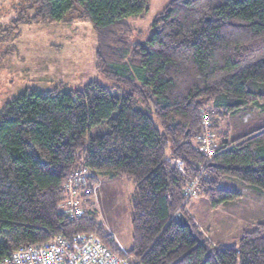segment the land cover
Returning <instances> with one entry per match:
<instances>
[{
	"label": "trees",
	"instance_id": "trees-1",
	"mask_svg": "<svg viewBox=\"0 0 264 264\" xmlns=\"http://www.w3.org/2000/svg\"><path fill=\"white\" fill-rule=\"evenodd\" d=\"M28 2L0 37L16 39L26 24L66 25L74 13L90 23L95 69L112 85L27 88L0 110V260L21 246L95 232L128 264H264V224L215 244L201 226L240 198L217 188L221 180L264 193V125L233 140L216 131L223 116L264 106V0H171L144 41L124 20L146 12L148 0ZM206 131L217 139L210 159L201 150ZM75 171L88 172L90 186L98 176L133 186L129 251L97 222L93 194L79 219L60 213ZM194 179L195 218L191 201L183 205Z\"/></svg>",
	"mask_w": 264,
	"mask_h": 264
},
{
	"label": "rangeland",
	"instance_id": "rangeland-1",
	"mask_svg": "<svg viewBox=\"0 0 264 264\" xmlns=\"http://www.w3.org/2000/svg\"><path fill=\"white\" fill-rule=\"evenodd\" d=\"M170 1L148 0L146 12L125 18L124 21L133 29L135 40L144 41L149 38L154 17ZM28 3V0H0V28L9 26L11 20L18 18L23 6ZM72 16L74 18L70 20ZM76 17L74 13L70 14V22L66 25L20 26V35L16 39L6 35L0 37V110L6 101L27 88L44 92L61 83L64 90H77L90 81L103 86L112 85L95 69L96 42L90 23ZM262 125L264 106H249L233 115L223 116L217 122L216 131L225 132L228 140H233ZM216 140L214 135L212 150L215 149ZM91 187L92 207L97 222L103 227L105 234L112 235L115 246L120 251H129L132 234L128 199L133 186L125 180H109L98 176L97 183ZM217 188L237 192L240 198L223 204L214 215L209 214L204 225L200 224L202 232L210 241L214 244L232 243L243 232L251 230L257 224H264L263 192L229 178L221 180ZM196 198L191 200L190 208H187L191 217L194 215L191 209L196 207ZM196 218L200 217L197 215ZM91 234L96 235L95 232Z\"/></svg>",
	"mask_w": 264,
	"mask_h": 264
},
{
	"label": "built area",
	"instance_id": "built-area-1",
	"mask_svg": "<svg viewBox=\"0 0 264 264\" xmlns=\"http://www.w3.org/2000/svg\"><path fill=\"white\" fill-rule=\"evenodd\" d=\"M207 126V119L203 120ZM212 135L206 131L201 139V150L210 159L213 154ZM177 165L180 167L179 163ZM181 170V168H179ZM89 174L75 171L62 186L63 200L59 204L60 213L67 219H79L85 211V200L93 194ZM197 179L185 189L183 205L196 197ZM0 264H128L111 251L95 234H78L72 239L62 235L37 245L21 246L4 256Z\"/></svg>",
	"mask_w": 264,
	"mask_h": 264
},
{
	"label": "water",
	"instance_id": "water-1",
	"mask_svg": "<svg viewBox=\"0 0 264 264\" xmlns=\"http://www.w3.org/2000/svg\"><path fill=\"white\" fill-rule=\"evenodd\" d=\"M175 219L179 222V223H181L182 225H185V219H184V217L182 216V214H177L176 216H175Z\"/></svg>",
	"mask_w": 264,
	"mask_h": 264
},
{
	"label": "crops",
	"instance_id": "crops-1",
	"mask_svg": "<svg viewBox=\"0 0 264 264\" xmlns=\"http://www.w3.org/2000/svg\"><path fill=\"white\" fill-rule=\"evenodd\" d=\"M196 200L198 201V198H196ZM190 204H191V203H190ZM189 208H190V205H189L188 209H189ZM188 209H187V211L189 212ZM191 211H192V214H194V215L196 214L195 212H197L196 209H194V210L191 209ZM194 215H193V217L195 218L196 215H195V216H194ZM212 215H213V214H212ZM113 240H114V239H113ZM114 244H115V242H114Z\"/></svg>",
	"mask_w": 264,
	"mask_h": 264
}]
</instances>
